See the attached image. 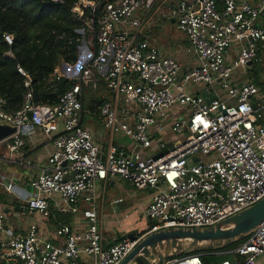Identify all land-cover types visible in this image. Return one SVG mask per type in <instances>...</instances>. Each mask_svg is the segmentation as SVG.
<instances>
[{
	"label": "built area",
	"instance_id": "2783aa9c",
	"mask_svg": "<svg viewBox=\"0 0 264 264\" xmlns=\"http://www.w3.org/2000/svg\"><path fill=\"white\" fill-rule=\"evenodd\" d=\"M154 2L72 4L71 19L79 24L77 58L62 59L50 76L70 81L56 103H35L32 79L18 67L26 92L17 110L0 98V121L16 128L1 141L0 160L29 166L20 153L27 142L23 133L30 137L39 130L50 149L46 161L20 184L0 173V189L21 208L54 221L58 242L41 235L36 223L14 230L0 203V263L118 264L150 233L210 226L264 197V92L251 81L236 82L237 68L252 63L264 46V0H177L172 15L195 55L186 68L154 43L137 40L141 19L136 13L149 11ZM2 37L13 43L11 33ZM99 82L111 96L97 103V113L111 140L115 133L129 139L128 152L109 142L102 154L83 124L85 89L97 90ZM201 91L216 96L208 103ZM108 177L153 194L143 212L148 224L134 238L105 244L100 199ZM58 213L80 219L57 221ZM226 253L230 258L217 264H264V219ZM161 264L203 263L200 253H192Z\"/></svg>",
	"mask_w": 264,
	"mask_h": 264
},
{
	"label": "crops",
	"instance_id": "0c3cea01",
	"mask_svg": "<svg viewBox=\"0 0 264 264\" xmlns=\"http://www.w3.org/2000/svg\"><path fill=\"white\" fill-rule=\"evenodd\" d=\"M238 1L242 2L254 0ZM176 4L177 0H155L152 8L149 11L146 12L142 9L138 10L136 16L141 19V26L138 29L137 40H147L151 43H154L162 55L175 58L181 63L183 68H186L195 63V55L190 50V42L188 37L176 27V19L172 15V11L175 9ZM259 21L263 22V19H257L255 23H259ZM130 30L133 31L134 28L130 27ZM232 55H234V53H232ZM61 61L62 59L58 62V67H60ZM252 63L245 67L237 68L236 82L251 81L255 83V81L251 79H240L237 74V71L239 72L240 70L246 72ZM259 81L264 84V79L260 78ZM96 91L97 90H95V92ZM259 91L260 93H263L264 89H259ZM89 113L90 111L88 114L86 112L84 117L86 120H93L95 118L94 116L96 115L94 112H92L93 115H90ZM96 114L100 118L99 114ZM85 126L89 128L87 125ZM106 131L108 130L106 129ZM104 132L105 131L102 132L101 130H98V133H93L94 141L99 145L102 154L105 153L109 142H112L125 152L130 150L131 142L128 138L122 136L120 133H115L112 135L111 140L110 134L108 132V137L105 142L102 141L101 138ZM23 136L27 138V142L20 150V153L29 162V166L19 168L0 160V173L5 174L7 177L13 178V180L19 184L25 180H28L34 175V173L37 171V168L46 161V154L50 149V144L42 136L39 130L34 131L30 137L26 133H23ZM3 150V145H0V152ZM6 193L8 192L2 191V189H0V195ZM107 194L108 197L106 198ZM152 194L153 191L151 189H136L126 181L116 177H108L105 184L104 197L103 199H100V203L102 204V222L100 229L103 235V242L105 244L117 241L123 235H126L132 231L142 229L134 226L138 223L137 221L139 219L132 220L133 223H126L128 222L127 218L135 214V208L146 206ZM10 195L12 196V194ZM12 197L14 198V196ZM117 197H121L123 201L121 203L114 204L112 201ZM0 203L3 205L6 212V224L13 227L14 230L24 231L29 224L36 223L38 226V231L41 235L50 238L55 243L58 242L55 236H53V231L56 226L54 221H46L38 212L28 211L27 209L21 208V206H18V203L15 201V199L13 201L10 199H2L0 200ZM105 204H107L108 210L106 214L103 212ZM24 212H28V214L31 215V218H23ZM63 215L68 217V219H66L67 223L77 224L78 220L80 219L79 216H75L70 213H58L56 220L63 222V219L61 220ZM132 224H134L133 229L131 228Z\"/></svg>",
	"mask_w": 264,
	"mask_h": 264
},
{
	"label": "trees",
	"instance_id": "16d2710c",
	"mask_svg": "<svg viewBox=\"0 0 264 264\" xmlns=\"http://www.w3.org/2000/svg\"><path fill=\"white\" fill-rule=\"evenodd\" d=\"M75 1L54 3L51 0H0V98L9 110L21 107L26 92L25 76L19 72L18 67L32 79L31 89L35 103H56L57 96L70 84L64 78L51 81L50 76L61 59L68 63L76 61L75 46L79 36L75 29L79 24L71 19L70 13ZM3 33L13 35L11 45L3 40ZM7 51L12 55H7ZM255 83L260 90L264 89L258 76ZM87 105L89 111L96 115V108L89 102ZM62 219L67 222L68 217L63 215ZM237 243L213 254L193 253L201 254L203 264H210V258L219 255L216 259L218 263L228 257L226 251Z\"/></svg>",
	"mask_w": 264,
	"mask_h": 264
},
{
	"label": "water",
	"instance_id": "95a60500",
	"mask_svg": "<svg viewBox=\"0 0 264 264\" xmlns=\"http://www.w3.org/2000/svg\"><path fill=\"white\" fill-rule=\"evenodd\" d=\"M160 88V87H159ZM206 102L216 94L201 91ZM0 121V142L15 132ZM264 219V197L231 216L205 227H168L146 235L118 264H161L193 252H216L250 235ZM136 231L123 235L134 238Z\"/></svg>",
	"mask_w": 264,
	"mask_h": 264
},
{
	"label": "rangeland",
	"instance_id": "374dc122",
	"mask_svg": "<svg viewBox=\"0 0 264 264\" xmlns=\"http://www.w3.org/2000/svg\"><path fill=\"white\" fill-rule=\"evenodd\" d=\"M249 2H253V1H249ZM237 74H238L240 79H247V80L251 79V80L255 81L256 76H258L259 79L260 78L264 79V46L262 48H260V50L258 51L257 56L255 57L253 63L250 65V68L246 72H244L242 70H240L239 72L237 71ZM98 84H99L98 85L99 89H97L96 92H95V90L92 91V89H90V87L85 89V92H84V96H85L84 97V109H85V111H87V114H88V111L90 110L88 108V105H87L88 102L95 109L97 106V103H99V101L104 97L103 94H106V95L108 94L109 96H111L110 95L111 93H109L108 90H106L103 82L102 83L99 82ZM216 91L221 96L224 94L223 90L218 85L216 87ZM176 108L177 107L175 106L173 108V110H175ZM89 114L93 115L92 112H90ZM94 117L95 118L93 120H84L83 123H84V125H87L94 134L98 133V130H101L102 132L105 131L103 136H101V138H102V141L106 142V139L108 137V131H106V129L104 128V126L102 124V120L97 116V114ZM107 197H108V194L106 195V198ZM2 199H4V200L10 199L12 201L14 200V198L9 193L1 194L0 200H2ZM144 208H145V206H142L140 208H138V207L135 208V210H134L135 214L131 215L129 218H127L128 222H126V223H129V222L133 223L132 220L139 219L137 221L138 222L137 224H135V225L132 224V226H131L132 229H133V225L136 226L137 228H143L148 224V221L144 218V214H143ZM103 212L105 214L108 212L107 204L104 205ZM24 217H27L30 219L31 215L28 214V212H24L23 218ZM44 220L47 221V218H44ZM53 233H54V231H53ZM218 258H219V255L212 256V258H210V260H211L210 262H212L211 264H217L216 259H218ZM227 258H230V256L228 255Z\"/></svg>",
	"mask_w": 264,
	"mask_h": 264
}]
</instances>
